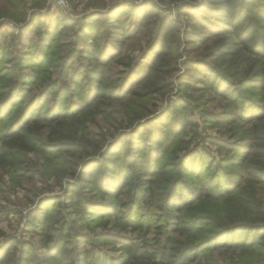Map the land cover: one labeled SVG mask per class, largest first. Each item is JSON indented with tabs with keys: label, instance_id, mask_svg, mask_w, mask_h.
<instances>
[{
	"label": "rangeland",
	"instance_id": "1",
	"mask_svg": "<svg viewBox=\"0 0 264 264\" xmlns=\"http://www.w3.org/2000/svg\"><path fill=\"white\" fill-rule=\"evenodd\" d=\"M127 1L132 3L126 5ZM149 1V13L152 12V7L161 6L169 9L165 14L173 21L182 24L188 21L185 13L178 14V2ZM144 2L145 0L0 1V97L5 94L4 84L8 79L21 80L24 86L18 90L13 103L24 98L26 88H32L29 96L33 94L24 107L13 110L14 104L4 101L1 111L5 112V122L13 125L28 112L33 113V118L45 116L43 119H47L54 114L50 118L53 120L61 116L58 120H49L52 123H47L45 132L37 135L41 136L46 150L40 146L38 151L30 152L25 163L20 165L22 171L15 172L10 169L9 158L4 159L3 165H0V232L3 234L0 236V253L5 250L6 244L16 248L7 264H22L19 263V258L23 255L24 248L38 253L39 260L36 264H43L41 258L46 250V239L41 235V230L32 216L49 209L55 210L52 202L56 200L61 201L57 210L68 223V247L78 253L87 251L91 261L100 257L110 256L114 259L121 256V242L138 236L129 228L123 227L127 225L126 221L133 212H137L140 217H153L151 228L146 227L147 235L143 240H138V243L145 251H158L160 254L177 235H170L161 227L164 224V213L149 212L143 200L149 195V191L136 201L141 207H136L133 205L136 198L133 188L128 186L120 195L110 196L101 193L90 181V174L100 164L99 160L104 154L108 158L102 165L108 170L109 176H115V172L123 168L127 171L128 180L129 171L126 166L131 157L146 159V141L143 139L140 143V138L153 124L157 126L177 118L184 121L187 117L191 122L177 141L174 153L164 161L155 159L157 173L152 172L145 177L154 181V184L151 182L150 192L154 190L156 204L160 208L164 204V196L170 184L168 180L182 176L181 171L179 173L174 169L176 163L172 162L176 158L185 157L189 161L193 156L190 155L191 152L195 151L200 156H205V167L201 165L193 174L189 170L184 176L187 185H194L197 190L205 187L212 177L211 174L215 172L210 167L211 159L212 163L225 161L226 166L227 163H232L233 160L230 159L235 155L210 143L211 139L240 146L255 145L254 157L264 156V125L256 121L246 124L241 119L245 106L244 97L261 102L258 91L251 85L243 86L245 80L254 77L249 71L253 59L242 62L235 53H219L218 48L229 42L230 37L220 36L209 39V43L196 44L199 50L191 58H194L198 68L205 66L208 69L206 75L195 69L189 71L185 66L188 54H185L178 62L175 75L159 80L158 87L157 78L152 83L144 82V77L138 74L139 71H132L134 76L131 77V70L135 69L136 64L153 60V55H145L149 49V38L146 36L125 42L114 59L106 57L104 65L95 62L88 48L93 45L89 34L99 32L96 20H104L105 16L108 19L113 12L110 17L113 19L110 20L118 22L133 10L134 5L142 6ZM46 32L48 38L52 34L48 44L41 43ZM104 43L103 40L100 46ZM40 44H44L48 51L45 61L38 56ZM109 52L112 53L111 50ZM25 60L27 62L23 63ZM39 62L42 66L40 69L37 66ZM242 67L244 71L241 73ZM218 79L226 81L225 86L230 91L228 95L225 96L217 90L215 80ZM165 81L170 84L169 89H162L166 86ZM97 93L90 105L85 104ZM31 106L34 109H29ZM139 126H143L141 130ZM58 132H61L62 139L65 140L72 136L70 140L74 141L75 137L84 136L83 143L76 149L75 145L67 141L63 149H57L53 144L60 141L56 135ZM36 133V130L31 131V134ZM83 148L87 150L86 153ZM130 148L134 149L132 153ZM128 153L132 155L128 156ZM206 153L209 155L206 156ZM247 164L259 166L260 162L252 158ZM161 168H169L173 176L163 177ZM202 173L204 175L200 177ZM194 176L199 178L196 180ZM128 181L132 184L134 179L131 177ZM246 184L249 191L259 192L264 209V185ZM203 192L209 194L203 206L207 213L200 214H205L204 218L211 216L220 226H230L215 214L217 211L226 212V199L221 200L216 209L217 203H214L212 196L216 193L215 187H208ZM230 200L238 203V194ZM89 204L96 211L115 206L121 210L120 217L127 218L124 222H118L109 216L100 217L89 213V218L83 219V211L90 207ZM181 216L178 223L188 228L190 221L186 218H190L191 213L185 211ZM251 221L255 222L257 219L251 217ZM137 222L146 226L144 218H139ZM74 231L76 232L70 233ZM52 234L55 236L57 231ZM235 234H226L224 241L236 240ZM180 239L184 241L186 237ZM169 248L176 247L169 245ZM160 256L158 255L159 260H163ZM189 264H264V237L259 238L253 245L237 250L223 247L217 251H207L199 260L195 259V263L190 261Z\"/></svg>",
	"mask_w": 264,
	"mask_h": 264
},
{
	"label": "trees",
	"instance_id": "2",
	"mask_svg": "<svg viewBox=\"0 0 264 264\" xmlns=\"http://www.w3.org/2000/svg\"><path fill=\"white\" fill-rule=\"evenodd\" d=\"M173 1L178 2V14L185 13L188 17V21L184 22V24L176 20L173 21L170 16H167L165 12L169 10L168 8L166 9L161 6L152 7V12L149 13L147 9L150 5L149 0H145V2L141 4L142 6H136L137 4L134 5L133 10L118 22L110 20L113 19L110 18L113 12L109 14L108 19L107 16H105L106 18L104 20L97 19L96 26L99 32L89 34L93 44L91 48H88L90 55H92L95 62L99 65H104L106 57L114 59L116 54H119L121 51L125 42L146 36L149 38V49L146 51L145 55H153V60L136 64L134 66L135 69L131 70V77L133 78L134 76L132 71H139L138 74L144 77V82L152 83L155 81V78H157L156 86L158 87L159 80H162L164 77H173L175 75L178 69V62L185 54H188V59L185 63L187 69L189 71L190 69H195L198 73L201 72L203 75H206L208 69L205 66L198 68L194 58H191V55L199 50L196 44L209 43L211 42L209 39L228 36L231 40L223 43L218 48L219 53L224 51H226V53H235V55H238V58L242 59V62L246 59H253L249 71L254 77L245 80L243 86L251 85L253 89L260 93L261 99L259 103L256 100L251 101L248 100L247 97H244L243 105L245 106H243L244 110L241 114V119L246 124L251 123V121H256L264 125V0ZM131 3V1H127L126 5ZM108 11L111 10L109 9ZM127 17L130 18L126 20ZM43 37H45V39L42 40L41 43L48 44L52 39V34H49L48 38V32H46ZM103 40L105 43L103 46H100ZM43 45L44 44H40L41 48H39L38 56L42 58V61H45L48 51ZM110 50L112 53L109 52ZM26 62L27 60L23 63ZM37 66L39 69L42 67L40 66V62ZM243 71L244 67L241 68V73ZM189 76L190 74H188V77ZM186 83L189 84V82ZM215 83L220 93H223L225 96L228 95L230 91H228V87L226 88L225 86L226 81L218 79L215 80ZM164 85L166 86L162 89L170 88L168 82L165 81ZM4 87L3 92L5 94L3 97L1 96L3 99H0V165H3L4 159L9 158L10 164L8 167L15 172H19L22 171L20 165L25 163L27 155L30 154V152L38 151L40 146L41 149L46 150V147H43L44 143L40 138L41 136L37 137V135H41L45 132L48 127V122L52 123L51 121L58 120L61 116L51 120L50 118L54 117V114L51 112L53 115L47 119H43L46 118L45 116L33 118V113L28 112L13 125L11 123H6V120H4L5 117L3 118L5 112L1 111V106L4 105V101L13 103V101L16 100L18 90L24 86L21 80L8 79ZM31 91L32 88H26L24 98L17 99V101L13 103L14 106L12 110L17 107H24L33 95L29 96ZM161 91L162 90H160V92ZM97 95L98 93L85 102V104L90 105ZM31 108L34 109L32 106L29 109ZM190 123L188 117L184 118V121L178 120L177 118L169 122L164 121V123L157 126L153 124L149 131L146 130L147 132L145 131L142 135L140 134V143L143 142V139L146 141V154L144 156L146 159H137L132 156L128 161L126 166L129 171L128 180L132 177V179H134L132 184L126 178V169L121 168L118 172H115V176H109L108 170L106 168L104 169L102 165L108 158L106 154L100 158V164H98L94 172L90 174L91 185L106 195L117 196L128 186L133 188L135 191L134 195H136L133 205L136 207L140 205L136 203V201H139L141 197L149 191V195L143 199L149 212L151 213L152 211L154 213L160 211L164 213V224L161 227L166 232L170 233V235H177L176 238L172 239V241L161 250L160 254L158 251H145L144 248H142L143 246L138 243V240H143L147 235L145 230L146 227L151 228L153 217L150 215L140 217L137 212H133L126 221L127 225L123 227L129 228L132 233L138 234V236L135 239L128 238L122 242L120 241L121 256L114 259L110 256L100 257L91 261L87 251H80L78 253L76 250L68 247V223L59 210H57L61 201L56 200L52 202V207H54L55 210L49 209L46 212H40L32 216L41 230V235L46 239L44 245L46 250L41 258L43 264H159V261L161 264H189L190 261L195 263V259L199 260V257L206 254L207 251L213 252L223 247L237 250L253 245L259 238L264 237V209L262 201L258 196L259 192L249 191V186L246 184L255 183L256 185H264V156L254 157L253 151L255 145L240 146V144L237 145L232 142H222L218 139H211L209 141L210 143L221 146L223 150L235 156L230 159V161L233 160L232 163H227L228 166H226L225 161L224 163L221 161H213L212 163L211 159L210 167H212L215 172L211 174L212 180L209 178V182L200 190H197L194 185H187L184 176L187 175L189 170H191L193 174L201 165L205 167L206 164L203 163L205 156H200L195 151L191 152L190 155L193 156L189 161L188 158L185 157L176 158L172 163H176L174 169H177L179 173L181 171L182 176H175L171 178V180H168L170 184L164 196V204L161 208L156 204L155 192L154 190L150 192L152 191L150 185L152 183L154 184V181H149L145 177L149 176L152 172L157 173L155 159L158 158V160L164 161L174 153L177 141L185 132V129L190 126ZM142 127L143 126H139V130H141ZM32 130H36L37 133L35 135L31 134ZM262 132L264 135V130H262ZM56 135L60 141L53 144V146L57 147V149H63L64 143L67 141L75 145L77 149L83 143L82 140H84V136L79 138L75 137L73 141L70 140L72 136L68 137L67 140L62 139L63 135L61 132H58ZM68 135L70 134L68 133ZM83 150L86 153L87 150L84 148ZM133 150L134 149L130 148L131 153ZM131 153H128V156H131ZM88 154L90 153L88 152ZM96 154H93V156ZM208 155L209 154L206 153V156ZM252 158L259 161L260 165L251 166L247 164ZM187 162L188 164H186ZM161 171L164 172L161 174L163 177L167 175L173 176L169 168H161ZM203 175L202 173L200 177ZM220 177H222L223 180H221ZM193 178L197 180L199 177L194 176ZM208 187L210 189L215 187L216 189V193L212 195L214 203H217L216 209L219 207V202L226 199L227 202L224 204L228 206L226 212L221 213L217 211L215 214L230 226H220V223L215 222L211 216L204 218L203 216H205V214H200L202 212L207 213L203 206L206 202L205 198H208L209 194L204 193L203 190ZM236 194H238V203H232L230 198L235 197ZM139 207H141V205ZM94 209L91 205L87 209L85 208L83 213L86 217L83 216V219L89 218L87 216L89 213H93L95 216L99 215L100 217L109 216L115 218L118 222H124V219L127 218L125 216L122 219L120 217L121 210L115 208V206H107L104 210L100 211ZM185 211L191 213L190 218L185 217L187 221H190L188 228L178 223L182 219L181 213ZM251 217H255L257 221L252 222ZM139 218H144L146 226L145 224L137 222ZM53 231H57L55 236L52 234ZM75 232L76 231L70 233L73 234ZM234 233H236L235 239L237 241H224L225 238L223 237H225L226 234L233 235ZM238 233H240V236H238ZM2 235V232H0V236ZM183 235L186 237L184 241L180 239L185 238L182 237ZM241 237L242 239H240ZM243 237H245V239H243ZM177 238L179 239L176 240ZM169 245L172 247L175 246L176 248H169ZM15 250L16 248L14 246L6 244L5 250H2L3 253H0V257H2L0 258V264L9 263ZM158 255H161L160 257H162L163 260H159ZM38 260V253L30 252L29 249L24 248L23 255L19 258V263L36 264Z\"/></svg>",
	"mask_w": 264,
	"mask_h": 264
}]
</instances>
